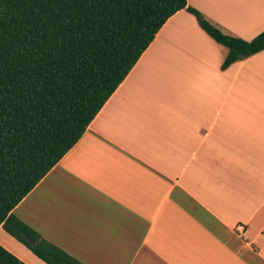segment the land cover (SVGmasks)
Instances as JSON below:
<instances>
[{
  "label": "crops",
  "instance_id": "crops-1",
  "mask_svg": "<svg viewBox=\"0 0 264 264\" xmlns=\"http://www.w3.org/2000/svg\"><path fill=\"white\" fill-rule=\"evenodd\" d=\"M187 3L264 31V0ZM226 55L177 12L13 214L84 264H264V51L223 71ZM0 245L38 263L3 227Z\"/></svg>",
  "mask_w": 264,
  "mask_h": 264
},
{
  "label": "trees",
  "instance_id": "trees-1",
  "mask_svg": "<svg viewBox=\"0 0 264 264\" xmlns=\"http://www.w3.org/2000/svg\"><path fill=\"white\" fill-rule=\"evenodd\" d=\"M181 10L227 50L223 71L264 51V31L251 41L231 36L187 0H0V227L46 264L84 263L14 208L81 139ZM0 264L26 263L0 245Z\"/></svg>",
  "mask_w": 264,
  "mask_h": 264
},
{
  "label": "rangeland",
  "instance_id": "rangeland-1",
  "mask_svg": "<svg viewBox=\"0 0 264 264\" xmlns=\"http://www.w3.org/2000/svg\"><path fill=\"white\" fill-rule=\"evenodd\" d=\"M238 87H240V84H238ZM252 90V88L251 87H243V96L244 97H247V98H250V97H252L253 95L251 94V91ZM256 98H258L259 96H260V93L259 94H256V95H254ZM245 100H246V98H245ZM246 109L247 108H251V105H247L246 107H245ZM21 245L24 247V249L26 250V251H29V253H30V257L32 258V257H34V259H36L37 261H38V263H36V264H46L43 260H41L40 258H38L27 246H25L24 244H22L21 243ZM27 264V263H26Z\"/></svg>",
  "mask_w": 264,
  "mask_h": 264
},
{
  "label": "built area",
  "instance_id": "built-area-1",
  "mask_svg": "<svg viewBox=\"0 0 264 264\" xmlns=\"http://www.w3.org/2000/svg\"><path fill=\"white\" fill-rule=\"evenodd\" d=\"M245 232V225L243 224H237L235 227V233L238 235H243Z\"/></svg>",
  "mask_w": 264,
  "mask_h": 264
},
{
  "label": "water",
  "instance_id": "water-1",
  "mask_svg": "<svg viewBox=\"0 0 264 264\" xmlns=\"http://www.w3.org/2000/svg\"><path fill=\"white\" fill-rule=\"evenodd\" d=\"M28 242H29V244H30L32 247L35 246V243H34L33 241H31V240L28 239Z\"/></svg>",
  "mask_w": 264,
  "mask_h": 264
}]
</instances>
